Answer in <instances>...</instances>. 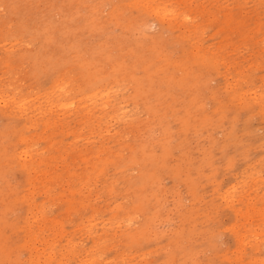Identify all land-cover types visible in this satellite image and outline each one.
Listing matches in <instances>:
<instances>
[{"label": "rangeland", "instance_id": "obj_1", "mask_svg": "<svg viewBox=\"0 0 264 264\" xmlns=\"http://www.w3.org/2000/svg\"><path fill=\"white\" fill-rule=\"evenodd\" d=\"M147 1L163 8L159 22L131 0H0V95L32 106L51 95L56 103L78 106L101 84L127 116L91 125L105 107L83 117L52 111V127L37 120L28 133L35 132L32 147L49 164L64 150L55 161L63 159L60 164L78 173L84 170L80 157L93 160L96 146L112 152L99 153L105 162L74 194L82 201L76 210H64V199L56 195L66 185L53 183L51 198L39 190L31 198L42 201L46 215L61 227L56 250L72 239L83 254L91 237L102 233L101 222L116 213L123 218L128 209V225L138 239L127 244L124 226L114 233L103 226L106 236L96 249L103 262L264 264V0ZM196 47L213 54V67L192 61ZM34 54L50 64L35 68ZM83 69L104 81L86 86ZM54 76L65 84L58 97L49 87ZM232 90L244 93L245 103L229 100ZM24 117H0V129L7 121L23 124ZM3 143L11 144L10 135ZM6 179L15 192L4 194L11 205L1 216L0 264H26L22 228L6 226L22 223L24 205L15 193L27 191L25 172L12 170ZM111 184L115 193L107 192ZM78 185L74 179L69 187ZM134 203L139 210L131 209ZM87 227L95 232L87 234Z\"/></svg>", "mask_w": 264, "mask_h": 264}, {"label": "bare ground", "instance_id": "obj_2", "mask_svg": "<svg viewBox=\"0 0 264 264\" xmlns=\"http://www.w3.org/2000/svg\"><path fill=\"white\" fill-rule=\"evenodd\" d=\"M175 1H177V0H175ZM171 2H172V0H171ZM130 3L134 4L135 6H136V4H139L144 9H148L149 13L152 12L154 14V17L158 22L162 19V15H160V12H159L162 7L160 8V10H158V7L157 8L154 7V2H153V7L151 6L150 2H148L147 0H131ZM178 4H179V2H178ZM173 6H172V8H173ZM167 8H168V6L166 7V9ZM175 9H177V8H175ZM179 11H180V9H179ZM165 12H167V10ZM188 17H190V16H188ZM184 20H186V19H184ZM166 21H168V20H166ZM188 21L190 22V20H188ZM181 22H183V21H181ZM8 28H9V26H8ZM191 36H192V34H191ZM2 42L4 43V41H2ZM6 43H8V42H6ZM6 43H4V44H6ZM30 44H31V42H30ZM26 45L27 44H25V46ZM7 49L9 50L10 48H7ZM7 58L9 59V55H7ZM191 58H192L193 62H196L197 64H199L201 66L213 67V65L215 63V59H214V56L212 53H210V54L206 53L205 54L204 52H200V50L197 47L192 52ZM8 59H5L4 61L8 62ZM32 59L34 62L33 66H35V68H37V66H40V64L42 62H46L47 64H50L49 59L43 57L42 55L34 54L32 56ZM185 62L186 61L184 60L183 63H185ZM5 64H7V63H5ZM87 65H88V63H85V66H87ZM109 67H110V65H109ZM116 71H119V69L117 68ZM81 75L84 76L85 85L88 87H91L93 84L95 85L99 82L104 81L103 80L104 77H102V76L96 77V74H93V72L86 71V69H83L81 71ZM126 76H127V74H126ZM0 77H2V76H0ZM122 77L124 78V76H122ZM61 80L62 79L61 78L59 79L58 76H54L51 79L50 85H49L51 91L54 92L53 95H55V92H56L57 97L63 93L64 88H62L63 87L62 85H65V84H63V80L62 81ZM114 81L115 80H113V79L108 80V82H114ZM98 86L101 87V90L85 94L83 96L84 98H82L80 100V102L78 103V106H77V104H74V102H72V101H69V102L64 101L61 103L60 102L56 103L57 100L54 97H51V95L46 96L41 101H36L37 102L36 106H32L33 103H31L30 105H26L27 104L26 101L24 103L22 101V99H15L11 95L10 96L0 95V117H3L5 120L9 121L8 117L10 116L11 113H13V114L17 113L19 115L25 116L23 118L24 119L23 124H12V123L9 124L7 121L4 125H2V127L0 129V182L2 183V186H3L0 189V202L2 204V209L0 210V222L3 223V221L1 220V216L4 217V215L7 214L8 210L10 209V205H11V200L8 197H5L4 194L10 195V194H14V192H15L14 186L9 184L8 180L6 179V175H7V173L12 172V170H18L21 173L25 172L24 189L26 187L27 191H26V193L24 192L21 195H19V192L15 193L17 199L20 200V203L22 202L24 205V210H23L22 215L18 216L19 220L20 221L22 220V223L20 225H17V220L15 222H7V221H5V222H7L6 226L9 227L10 229H15L14 227H21L22 228L21 230H22V233L24 235V241L22 242L23 243L22 247L28 253V260H26V264H66L68 259H70V258L73 259L74 264H109V261H108V263H107V261L106 262L102 261V259L98 255V250H96L99 247L98 241L101 242L102 241L101 239L106 236L105 231L103 229V226L106 229V231L111 230L113 233L116 230H120L121 227L124 226L125 231H126L124 236L128 235L127 236V238H128L127 244H131L134 241H136V239H138V236H139L138 231L136 229H131L128 225L129 221H130V214L133 213V211L131 212V210L124 209L125 212L121 216L123 218H117L116 217L117 213H116L115 215H111V217L109 219H107L109 221L101 222L100 229L102 230V233L100 235H94L93 237L90 236L91 237V239H90L91 245L87 249L83 250V252H84L83 254H80L81 251L78 252L77 245L75 243H73L72 241H70L72 239H65L64 243H62V245H59V248L56 250L55 249V243L60 242L61 238L63 237L61 227L57 223V221L50 220L51 217H48L46 215V211L42 206L43 205L42 201H40L39 203H36L31 198V196H33V194H34V191H36V190L41 191L43 193L44 197L51 198V194H52L51 193V185L53 183H56L59 186H62V185L68 186L67 189H61L62 187H60L61 191L59 192V194H56L57 196L60 195V199H64V202L66 203L64 210H66L68 207L70 208L69 210H72V209L76 210L78 205L82 204V201L74 199V197H73L74 194H80L79 193L80 189L84 188L81 186L82 185L84 186L86 184V182L89 180V174L94 173L96 170L99 171L101 164L105 162V159L100 158L99 153L102 152V153L108 154V153H111L112 150L110 148L103 147L101 144L100 146L99 145L96 146L95 150L93 149L94 150L93 153H95L93 155V160H89V157L82 155L80 157V160L82 163H84V170L82 172L77 173V172L69 171L65 165L60 164L61 163L60 161H62L63 159L59 160V161H55L54 158H58V157L63 158L62 155H63L64 150H59L61 152L59 154V156L51 158V160H50L51 164H49V161L47 159H45L43 156H41V152H39L37 148L32 147V145L36 142L35 132L28 133V131H29V127H33L36 124L37 120H39L43 124L44 127H52L56 123V120L53 119L56 117L54 116L55 114L54 115L51 114L52 111H54V112L55 111H62V113H64V112L66 113V111H70V112H75V114L77 113L79 116L83 117V116H91L94 112H96L98 110H102L105 107H108L109 108L108 111H104L102 113V116L93 117V119L90 120L91 125H93L92 122H95L97 124L100 123L102 119H103L102 122H104L106 124L110 121H112V123H110V124H113L117 121L123 120V118L126 116V113L124 111H120L121 106L119 105V101L113 100V98L109 97V94H108V88L109 87H107V85H101V84ZM98 86H96V87H98ZM7 88H9V86ZM83 88H80L78 86L76 92L82 94V92H80V91ZM49 91H47V92H49ZM234 91H236V90H232V92H231L232 94H230L228 96V99L229 100L234 99L235 102L238 101L240 103H245V99H243L244 93L235 92V94H233ZM65 97H66V95H64V98ZM258 97L259 96H257V98ZM252 99H256V97H254ZM112 100H113V102H112ZM95 106H96V109H94ZM74 107H76V109H73ZM127 120L128 119H126V118L124 119L125 122ZM147 124H149V123H147ZM104 126H105V124H104ZM141 126L143 127V125H141ZM107 127L108 126H106L104 128L105 133L109 132V130H110ZM8 135H10L11 144L3 143V142H5V138ZM147 136H148V134H147ZM1 142L3 144H1ZM53 146H54V142L51 144H48V147H49L48 150H52ZM53 162H55L56 164L55 163L53 164ZM74 179H76V182L79 185L77 188H70L69 185L71 182L74 181ZM114 188H115V185H112V184L109 185L107 188V192L108 193H115L116 188L115 189ZM67 192H68V195H65ZM139 205H140L139 203L138 204L134 203L133 206H131V209L135 210V211L137 209L139 210ZM118 207L120 208V205ZM67 213H68V211H67ZM111 219H113V221H115L116 226H114V227L112 226V222H110ZM88 220L89 219H87L86 221H88ZM83 221L84 220L81 219L80 223H82ZM121 221H126V222L124 224H120ZM92 225H94V224H92ZM87 226H90V224L88 223ZM86 232H87V234L90 235L92 232L94 233L95 231H92L91 227H87ZM37 245H40V246H37ZM69 256H72V257H69Z\"/></svg>", "mask_w": 264, "mask_h": 264}]
</instances>
